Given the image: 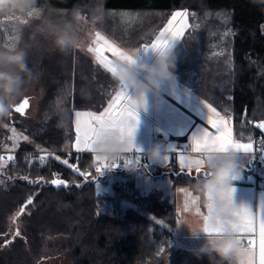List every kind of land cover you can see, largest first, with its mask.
Wrapping results in <instances>:
<instances>
[{
  "label": "trees",
  "instance_id": "trees-1",
  "mask_svg": "<svg viewBox=\"0 0 264 264\" xmlns=\"http://www.w3.org/2000/svg\"><path fill=\"white\" fill-rule=\"evenodd\" d=\"M39 5H50L40 16L17 14L19 40H8L5 22L0 16V44L25 48L26 62L33 79H42L44 94L39 102V114L29 118L17 114L13 125L31 140L45 148H72L75 138L71 114L73 108L100 112L107 106L118 85L102 65L80 48L68 52L58 51L39 29L47 17L59 14L67 17L73 11L89 14L91 8L101 4L107 10L119 8H157L163 11L164 23L178 9H192L200 23L187 32L175 46V77L185 82L188 71L197 69L200 76L190 87L207 100L221 114L231 117L234 133H252L264 145V133L257 125L264 123V4L254 0H38ZM54 22H62L54 17ZM14 21V20H12ZM158 20H156L157 22ZM44 25V24H43ZM221 36L226 49L209 54L213 38ZM11 70V69H9ZM1 147V146H0ZM34 146L23 142L12 154V161L0 162V234L7 230L8 216L19 212L21 229L17 238H8V245L0 252V260L8 264H31L47 250L49 237L63 235L64 239L52 246V252L68 257L71 264H149L160 259L163 247L173 237L172 229L178 220L174 201L157 192L139 194L133 180L116 184L123 191L128 184L131 198L141 208H119L113 194L98 193L95 180L108 179L109 169L93 171L87 178L80 173L94 162L93 154L67 151L59 160L47 156L42 160L27 149ZM69 151V150H68ZM80 169L74 171L61 161ZM143 164L147 159H141ZM175 164V155L169 156L168 167ZM108 176V177H107ZM27 177V179H24ZM197 176L186 173L174 175L175 184L188 187ZM62 179L67 187L50 183ZM118 185V186H117ZM190 188V187H189ZM126 189V188H125ZM114 202L116 206L105 207ZM199 264H210L201 255Z\"/></svg>",
  "mask_w": 264,
  "mask_h": 264
},
{
  "label": "rangeland",
  "instance_id": "rangeland-1",
  "mask_svg": "<svg viewBox=\"0 0 264 264\" xmlns=\"http://www.w3.org/2000/svg\"><path fill=\"white\" fill-rule=\"evenodd\" d=\"M97 9L100 11L97 12ZM186 13V21L187 27L184 28L182 36H184L189 30H191L194 26H198L200 23L199 15L195 10L192 9H178L173 11L170 16L166 19L164 23L162 22L161 16L163 15V11L157 8H119L116 10H107L102 7L101 4H97L93 6L89 12L81 13L76 10L72 12V15L67 12V17L59 16L56 14L52 16L51 14L47 17L46 21L41 22L39 29L44 32V36H47L48 39H52L48 34L45 24L47 21L54 22V17H60L62 21L71 20L74 13H79L83 19L74 25L75 33L78 39L82 42L80 50L84 53L92 56L93 60L98 63L95 59V53H90L87 49L89 47H96L97 45L94 43L95 41V32H100L106 39L111 42H114L121 50L126 52L129 49H142L145 44L151 43L155 41V38L164 30V28L169 27L168 21L173 19L175 13ZM126 14V15H125ZM19 15V14H18ZM17 13L13 12L11 14L1 16V20L6 23L7 28L11 27L6 31L8 40H15V37L18 36V28H17ZM99 15V19H95L94 17ZM21 17H24L21 15ZM14 20V21H12ZM156 20H158L156 22ZM44 24V25H43ZM180 18L177 17L176 21H174L172 27H179ZM181 36V38H182ZM180 38V39H181ZM180 39L174 40L173 42V51H175V46L180 41ZM226 49V41L223 37H219L218 35L213 38V44L210 47L209 54H219L224 52ZM104 57L111 61L114 59L113 56H108L103 52ZM140 58L144 59L146 62H149L151 58L156 55V51L149 49L147 52L143 50L139 53ZM116 57V56H115ZM117 58V57H116ZM153 61V60H152ZM151 61V62H152ZM103 67V66H102ZM10 68H6L5 70H9ZM190 75L192 77L199 80V72L197 69H190ZM192 77V79H193ZM180 84V83H179ZM181 85V84H180ZM182 86V85H181ZM45 84L42 79H32L25 86V96L24 98H28V106L25 108L24 113L26 117L36 118L39 114V102L41 97L44 94ZM207 101V100H205ZM21 102V101H20ZM19 102V103H20ZM18 104V103H17ZM16 104V105H17ZM13 115L11 118H6L4 122L0 123V151H6L8 156H11L19 149V145L23 142H26L32 146L31 149H27L28 153H47L49 149L54 151V154H51L54 157L62 158L64 153L68 150H76L75 142L76 135L72 143V148H45L44 146H40L36 144L33 140H31L25 133L18 130L14 125L13 121L17 117V112L13 108ZM76 111H89L86 109L73 108L72 109V124L75 130V112ZM103 111V110H101ZM100 111V112H101ZM99 114V112H94ZM222 116H225L222 114ZM228 117V116H226ZM203 127L198 125V127ZM232 127V125H231ZM13 129H15V135L19 138L18 140H13ZM209 130V129H208ZM233 130V128H232ZM264 131V128H262ZM210 131V130H209ZM27 136L28 139L24 140L23 137ZM264 137V133L261 134V138ZM256 136H252V133L241 132L239 135L234 133L233 131V139L238 140L242 143L251 142L254 147V139ZM252 139V140H251ZM14 144L16 145L14 147ZM239 151V150H238ZM88 152V151H86ZM91 153V152H90ZM96 159V155L91 153ZM194 155V153L192 154ZM164 156V155H162ZM238 156H234L236 161L242 162V160H237ZM248 154L242 156L241 159H245L247 161ZM63 159V158H62ZM179 159V158H178ZM7 162L8 160L2 159L0 162ZM104 161V160H103ZM169 161V157L168 160ZM249 161V160H248ZM243 163V162H242ZM145 167L142 166L137 168L133 172H122V171H111V173L107 176L108 179L98 178L95 180V185L98 193L100 194H113L117 198V206L121 208H126L128 206H135L141 208V205L136 203L129 194L130 189H128L129 185L124 184V190L118 191L116 188V184L120 185V183L126 182L128 179L133 180L134 189L139 194H149L157 192L162 197H165L171 201H174L177 206V211L179 213L180 222L177 228H174V236L170 238L169 243L163 247V253L159 260L151 262L149 264H199V258L192 255L191 245L201 243L200 237H193L189 231V227H194L197 224H200V219L197 215H190L188 213V209L191 207L189 204L188 208L185 209V201H186V193L182 192L181 189H186L191 192L190 188L184 184H175L174 183V175L171 172L161 173L164 169H172L177 170L176 167H168L166 161L162 159L158 161H151L147 159L145 163ZM105 171V168H103ZM148 169V170H147ZM161 173V174H160ZM200 174L197 175L199 177ZM242 178H251V172H246L243 168L241 169ZM117 185V186H118ZM126 188V189H125ZM104 206L111 208L116 206L113 202H108L104 204ZM116 206V207H117ZM259 208V216L262 212V204L259 201L258 205L256 203V208ZM201 210V209H200ZM17 211V210H16ZM16 211L11 213L8 216L7 221V230L4 234H0V252H2L6 245H8V238L16 237V232H20L21 223L19 218L16 215ZM15 217V219H13ZM188 224V226L186 225ZM64 239L63 235H56L53 237H49L46 240L45 248L46 252L42 254V256L35 261H31V264H71L70 260L63 253H59L57 251L52 252V246L56 245L57 242ZM3 241H6L5 244H2ZM182 247V248H180ZM188 249L187 251L184 250ZM0 264H8L5 263L4 260H0ZM22 264H26L23 262Z\"/></svg>",
  "mask_w": 264,
  "mask_h": 264
},
{
  "label": "clouds",
  "instance_id": "clouds-1",
  "mask_svg": "<svg viewBox=\"0 0 264 264\" xmlns=\"http://www.w3.org/2000/svg\"><path fill=\"white\" fill-rule=\"evenodd\" d=\"M254 2L264 4V0H254ZM46 7L50 5L41 6L38 0H0V16L13 12L29 17L40 16ZM82 19L79 13H74L71 20L60 23L46 22L45 28L58 51L65 53L81 47L82 42L75 33L74 25ZM173 47L171 45L162 52H156L151 63L140 58L139 49L126 51V54L132 58L131 61L119 57L110 61L111 78L119 87L127 89L137 108L144 109L148 106L146 92L151 91L154 96L159 97L162 83L175 79ZM26 57L25 48L20 47L19 44H0V123L12 117L14 106L24 99L25 86L33 79ZM6 68L11 70H5ZM154 132L164 137L168 135L160 127H156ZM164 147L162 142L154 143L150 148L143 150L142 155L151 161H158L162 157ZM92 148L96 156L105 159L123 157L125 162L122 168L126 171L133 172L138 167L134 156L127 151L128 145L116 133L97 140ZM203 167L207 175L197 177L189 186L193 203L188 213L197 215L196 209L203 207L206 213L201 216L202 224L205 218L209 224H215L218 220L234 222V203L230 198L229 189L233 186V181L240 179L243 165L234 159L233 152L224 151L215 154L211 159L205 158ZM209 204L212 206L211 211L208 210ZM186 225L188 226L187 223ZM189 231L197 238L203 234L202 243L192 250V255L195 257L200 258L204 255L210 264H240L242 244L236 229L225 228L222 235H208L203 231V226L197 224L189 227Z\"/></svg>",
  "mask_w": 264,
  "mask_h": 264
},
{
  "label": "snow or ice",
  "instance_id": "snow-or-ice-1",
  "mask_svg": "<svg viewBox=\"0 0 264 264\" xmlns=\"http://www.w3.org/2000/svg\"><path fill=\"white\" fill-rule=\"evenodd\" d=\"M100 10L97 9V12ZM126 15V14H125ZM186 13H175L172 20L168 21L169 27L164 28V30L155 38L154 42L145 44L140 51L143 50L147 52L152 49L156 52H162L166 48L173 45L174 40L180 39L184 28L187 27V21L185 19ZM29 17V16H28ZM177 17L180 18L179 27H172L174 21ZM95 19H99L100 16L96 15ZM16 36L15 39H18ZM96 47H89L87 50L90 53H95L96 61L103 66V68L110 73V61L107 60L103 52H111L114 56L119 57L122 60L131 61V57L121 50L114 42L109 41L100 32H95ZM187 93V90H185ZM177 102L181 110L186 111L184 105L180 102V98L177 97ZM197 102V112L198 114L202 112L204 119L207 123L214 129L211 132L206 127H197L193 125L187 130V139L189 143L184 146V151L181 152L179 157V163L181 168L187 170L189 175H192L193 171L200 176H206L207 172L204 169L205 158L211 159L215 154L222 153L224 151L236 152L237 150L241 152L251 153L253 152V145L251 142L242 143L238 140L233 139V130L231 127V117L222 116L220 112L216 110L212 104L199 101L195 98ZM28 98H24L23 102L15 107V111L24 114V109L28 106ZM207 109V112L204 111ZM138 120L137 107L132 96L128 93L127 89L120 87V90L115 91V94L111 97L109 103L104 107L103 111L99 114L88 111H76L75 112V133L76 142L75 148L77 152L88 151L93 153L92 145L99 139L105 136L116 133L122 140L128 145L127 151L132 152L135 150L136 153L143 152L139 146L135 145L132 141V137L136 128ZM259 128H264V123H259L257 125ZM13 137L11 139L18 140L19 138L15 135V129H13ZM190 133V135H188ZM183 135V133H181ZM24 140L28 137L24 136ZM166 151L175 152L179 147L176 144H165ZM16 145L14 144V147ZM188 149L191 150L190 153L185 154ZM191 153H196L197 155H192ZM47 157H40L44 160ZM3 157H0L2 160ZM9 160L14 159V157L9 156ZM59 160L60 157H55ZM115 159V158H114ZM141 159L137 156V160ZM163 161L168 160V156L164 155L161 157ZM97 161H103L105 158L96 156ZM63 164L72 168L76 172H80V169L68 163V160L61 161ZM108 167L107 164H101L97 167L96 171H101L102 168ZM112 167H116L115 164ZM82 176L87 178V173L81 172ZM27 179V177H24ZM52 185L57 187L63 185L67 187V182L62 179H53L50 181ZM182 192L186 193L185 209L188 208L189 204H192V193L186 189H181ZM234 189L231 187L229 189V195L232 199V193ZM233 200V199H232ZM32 199L29 198L27 204H31ZM262 212L259 217H257L250 207L246 205H241L237 207L234 204L233 216L235 221L218 220L215 224L203 223V231L208 235H222L225 228H234L237 230L236 234L241 238L247 237L246 243L247 247L241 241V264H264V197L261 198ZM26 206V205H25ZM211 204L208 205V210L211 211ZM24 207H21L20 211L16 214L19 216L23 213ZM197 213L200 214V209H196ZM15 219V217L13 218ZM19 235V232H16ZM259 237L258 242L253 240L254 236ZM256 245V246H254ZM258 247V252H257ZM258 256V261H257Z\"/></svg>",
  "mask_w": 264,
  "mask_h": 264
},
{
  "label": "crops",
  "instance_id": "crops-1",
  "mask_svg": "<svg viewBox=\"0 0 264 264\" xmlns=\"http://www.w3.org/2000/svg\"><path fill=\"white\" fill-rule=\"evenodd\" d=\"M152 60L153 57L151 58L149 63H151ZM192 77L189 72L185 82H180L179 80H177L176 77L174 80L164 81L160 87L161 95L159 97L154 96L151 93V91L145 93L148 106L144 109L137 108L138 120L132 137V141L135 145L139 146L143 150L149 148L150 134L152 130V124L149 119L156 121L157 123L165 126L166 128L172 130L175 133L187 132V130L191 128L193 125L197 127L198 125H201L210 130L209 128L210 125L207 123L206 119H204L202 112L198 114L196 110L197 102L195 98H198L199 101H203L205 103H209V102L205 101L200 95H198L190 87L191 84L197 82L198 80L196 79V77L195 78L193 77V79ZM118 90H120V87H118L117 91ZM185 90H187V93L185 92ZM177 97L180 98V102L184 105L186 111H183V109L181 110V108L179 107L176 99ZM216 110L220 112L218 109ZM204 111L207 112V109H204ZM247 154H248V158H247L248 161L251 153L241 152L238 150L234 152V156L239 155V158L237 160H242L243 163H247V161L241 158L242 156ZM194 155L197 154L194 153ZM179 157L180 154L175 155L176 165H174V167H176L177 169L181 168L178 159ZM166 163H168V161H166ZM243 169L247 173L250 172V169L247 168H243ZM232 187L234 189L232 193L233 203L237 207L241 205H246L250 207L253 213L257 217H259V208L258 207L256 208V203L258 205L259 201H261V198L264 197V191H260L256 188L253 175L251 174L250 179L240 177V179L233 181ZM205 213H206V209L202 207L200 210V214L197 215L200 219L201 226H203L201 216L202 214ZM179 222H180V217L178 213L177 223L172 229L173 236H174V228L175 229L177 228ZM200 239L201 241H203V234H201ZM258 239H259L258 235L253 237V240L256 242H258ZM244 240H247V237L242 236L241 237L242 243ZM201 243L191 245V250L198 248ZM244 247H247V245L246 246L244 245ZM184 250L187 251L188 249L184 248ZM257 252H258V247H257ZM257 261H258V256H257Z\"/></svg>",
  "mask_w": 264,
  "mask_h": 264
},
{
  "label": "built area",
  "instance_id": "built-area-1",
  "mask_svg": "<svg viewBox=\"0 0 264 264\" xmlns=\"http://www.w3.org/2000/svg\"><path fill=\"white\" fill-rule=\"evenodd\" d=\"M105 54L108 56H113L111 52L105 51ZM113 57L116 58L115 56ZM140 75L142 76L143 74L141 73ZM149 120L152 124L149 148L154 143L162 142L164 145L171 143V144H176L179 146L173 153V152L166 151V145H165L163 155H167V156L177 155V154H181V152L184 151V146L189 143V140L187 139V132L175 133L172 130L166 128L165 126L157 123L156 121L152 119H149ZM156 127H160L161 129H164L168 133L167 137H164L162 135L155 133L154 129ZM209 128L212 132L215 131L214 129L211 128V126H209ZM181 133H183V135H181ZM190 152L191 150L188 149V151L185 154H188ZM67 153L68 155H72L71 150L67 151ZM51 154H54V151L52 149H49L47 153H39L38 151L35 153V155L39 158L42 156L44 157L52 156ZM130 154L134 156L136 161H138L137 156H140L141 159H144V160L148 159L146 156L142 155V152L136 153L135 151H132L130 152ZM81 156H82V152H78L74 155V159L77 161L81 158ZM0 157H3V159H6L8 161L13 160V159L12 160L8 159L9 156L6 153V151H0ZM250 160L252 164L251 173L254 177L256 188L260 191H264V145L261 139L258 137L254 139V147H253V152H251L250 154ZM124 162H125V159L123 157H120V158H115V159H105L103 161V164H107L109 169H122V165ZM113 164H115L116 167H112ZM97 167H100V166L97 164V162H94L91 167H88L86 169V173L87 174L93 173V171H96ZM243 244L245 246L247 245L246 240L243 241Z\"/></svg>",
  "mask_w": 264,
  "mask_h": 264
},
{
  "label": "water",
  "instance_id": "water-1",
  "mask_svg": "<svg viewBox=\"0 0 264 264\" xmlns=\"http://www.w3.org/2000/svg\"><path fill=\"white\" fill-rule=\"evenodd\" d=\"M24 100V99H23ZM23 100H21V102L20 103H18L17 105H15L14 106V109H15V107L16 106H18L19 104H21L22 102H23ZM25 110V109H24ZM239 162V161H238ZM239 163H241L242 165H243V168H247V169H250L251 168V161L249 160L247 163H242V162H239ZM142 166H146L145 164H143L142 162H139L138 163V167L137 168H140V167H142ZM148 170V169H147ZM165 172H171L173 175H178V174H180V173H186V174H188L187 173V170H185V169H183V168H179V169H177V170H172V169H164V170H162L161 171V173H165ZM160 173V174H161ZM198 174H196L194 171H193V173H192V175L191 176H197ZM32 199V198H31ZM28 201V200H27ZM27 201L26 202H24V204H22L21 205V207H24L25 208V205L27 204ZM21 209V208H20ZM20 211V210H19Z\"/></svg>",
  "mask_w": 264,
  "mask_h": 264
},
{
  "label": "flooded vegetation",
  "instance_id": "flooded-vegetation-1",
  "mask_svg": "<svg viewBox=\"0 0 264 264\" xmlns=\"http://www.w3.org/2000/svg\"><path fill=\"white\" fill-rule=\"evenodd\" d=\"M6 243V241H3V243L2 244H5Z\"/></svg>",
  "mask_w": 264,
  "mask_h": 264
}]
</instances>
